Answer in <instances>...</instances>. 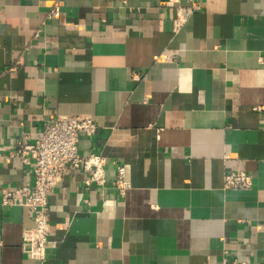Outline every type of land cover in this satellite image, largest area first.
I'll return each mask as SVG.
<instances>
[{
    "label": "crops",
    "instance_id": "0c3cea01",
    "mask_svg": "<svg viewBox=\"0 0 264 264\" xmlns=\"http://www.w3.org/2000/svg\"><path fill=\"white\" fill-rule=\"evenodd\" d=\"M58 115L94 118L78 152L106 183L66 167L43 262L0 203V264H264V0H0V190L30 182L15 147Z\"/></svg>",
    "mask_w": 264,
    "mask_h": 264
},
{
    "label": "built area",
    "instance_id": "2783aa9c",
    "mask_svg": "<svg viewBox=\"0 0 264 264\" xmlns=\"http://www.w3.org/2000/svg\"><path fill=\"white\" fill-rule=\"evenodd\" d=\"M167 2L165 4H170ZM53 5L49 12L56 11ZM196 8L195 4L182 8L178 17L174 19V27H178L186 17ZM98 125L89 115H58L49 119L43 125L34 143L20 141L14 150L19 162L30 166L31 180L19 187H6L0 190L2 205H19L25 207L31 216L33 225L22 230L21 248L30 258L43 262L45 248L50 234V219L47 205L59 179L66 167L72 165L81 167L87 172L84 183L103 186L106 183V158L101 154L89 153L81 155L78 152L80 136L91 137L96 133ZM114 186L123 193L130 183L125 178V168L116 163ZM252 177L244 171H225L223 173V187L233 189H249ZM246 261H223L222 264H246Z\"/></svg>",
    "mask_w": 264,
    "mask_h": 264
}]
</instances>
